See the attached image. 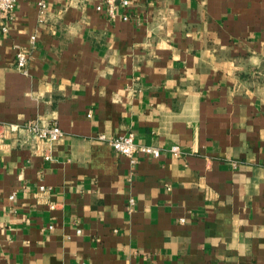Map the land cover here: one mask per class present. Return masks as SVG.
Here are the masks:
<instances>
[{
    "label": "crops",
    "instance_id": "crops-1",
    "mask_svg": "<svg viewBox=\"0 0 264 264\" xmlns=\"http://www.w3.org/2000/svg\"><path fill=\"white\" fill-rule=\"evenodd\" d=\"M39 1L0 18V264H264V0Z\"/></svg>",
    "mask_w": 264,
    "mask_h": 264
},
{
    "label": "built area",
    "instance_id": "built-area-1",
    "mask_svg": "<svg viewBox=\"0 0 264 264\" xmlns=\"http://www.w3.org/2000/svg\"><path fill=\"white\" fill-rule=\"evenodd\" d=\"M18 0H0V18L10 19L14 13ZM134 0H99V4L96 7L98 12L105 13L109 18L116 19L120 15L119 10L129 9ZM39 6V22H43L45 19V13L47 9L46 3L41 0L38 3ZM121 17V16H120ZM123 20H127L126 15L122 16ZM3 32H7V27L2 28ZM36 42V36H31L30 43L34 45ZM29 55L25 50H19L16 54V68L19 71L26 73ZM13 131H18L20 127L12 126ZM22 130L26 131L33 139L52 144L60 141L64 137L63 131L58 127L57 124L43 126L39 123L30 121L23 125ZM98 140L107 143L116 152L128 157L131 163H136V155L142 154L147 157L158 159L165 152H169L174 156H179L181 151L179 146H172L168 149H160L153 146L141 145L136 143L135 138L132 134L127 136L112 137L108 138L105 135L98 136ZM49 154H45V160H50ZM131 203L134 201L131 200Z\"/></svg>",
    "mask_w": 264,
    "mask_h": 264
}]
</instances>
